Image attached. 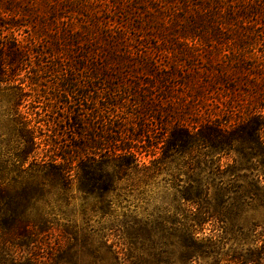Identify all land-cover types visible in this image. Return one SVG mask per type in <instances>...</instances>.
Wrapping results in <instances>:
<instances>
[{
	"label": "trees",
	"instance_id": "trees-1",
	"mask_svg": "<svg viewBox=\"0 0 264 264\" xmlns=\"http://www.w3.org/2000/svg\"><path fill=\"white\" fill-rule=\"evenodd\" d=\"M195 47L209 49L212 56L225 60L221 62L224 67L211 63L215 66L212 72L217 75L212 90L228 84L232 77L249 87L246 103L233 102L231 98L224 102L226 110H244L241 121L232 117L224 122L205 119L195 126L180 120L172 125L164 121L171 113L160 97L164 82L172 80L173 86H179L180 72L187 69L195 74V70L181 66L178 60L172 61V72L165 59L173 56L171 49ZM227 64L233 66L227 69ZM230 71L238 77L227 75ZM142 77L159 83L155 88L147 84L143 94L137 93L142 90ZM253 80L259 85L252 84ZM149 88L158 94L149 92ZM95 91L108 92L111 102L105 110V127L97 122L101 135L96 136L94 131L98 128L93 126L88 138L82 111L88 92ZM41 93L48 94L54 104L69 108L66 118L60 121L71 138L64 146L48 144L53 148L48 160L32 159L36 141L41 139L37 132L41 131L40 120L36 122L38 126H30L32 120L22 121L25 117L19 111L26 107L28 99L33 98L34 103ZM116 95L122 98L119 100ZM133 97L137 99L132 100ZM107 99L100 98L101 102ZM92 101L99 107V100ZM0 114L11 117V145L0 135V148L15 151L16 161L9 169L23 165L32 168L29 173H9L0 162V234L1 227L10 223L12 241L30 234L29 226L37 221L29 210L44 199L48 190L62 195L73 186L80 194H104L113 188L115 178L136 173L139 155L155 157L156 152L148 151L149 148L159 150L160 154L150 162L154 170L145 167L144 175H152L157 164L172 156L195 153L205 172L209 158L235 153L238 160L234 166L206 178L210 182L207 185L218 192L217 207L229 214L228 208L239 211L244 200H248L264 209V186L259 188L256 182L264 178V0H0ZM92 120L95 124L94 117ZM147 121L155 124L157 130L160 128L161 134L155 144L143 150L133 143H145L150 131H144ZM115 122L129 123L127 134L114 128ZM152 134L150 131V137ZM254 172L256 178L251 176ZM228 175L229 180L244 178L247 185L240 187V191L228 189L223 183ZM199 183L202 184L200 180ZM204 187L202 184L185 201L200 206L209 195ZM230 193L241 196L226 205ZM203 215L206 218H200V224L223 218L220 211ZM190 236L183 246L190 261L217 248L218 235L199 241L192 232ZM0 239L1 253L6 249V241L2 235ZM13 246L16 245L13 243L11 252ZM259 257H264V250L245 256L234 254L226 261L250 264ZM221 263L218 260L215 264Z\"/></svg>",
	"mask_w": 264,
	"mask_h": 264
},
{
	"label": "rangeland",
	"instance_id": "rangeland-1",
	"mask_svg": "<svg viewBox=\"0 0 264 264\" xmlns=\"http://www.w3.org/2000/svg\"><path fill=\"white\" fill-rule=\"evenodd\" d=\"M169 51L175 57H167L165 62L172 72L175 68L172 61L178 60L181 66L195 70V74L191 75L187 69L184 73L180 72V80L177 79L179 86H173L172 80L164 82L165 90L160 97L167 102L166 111L171 112L164 117L166 123L172 125L174 121L180 120L190 126L195 123V126L205 119L224 122L231 117L236 121L244 118L242 115L244 110H226L224 105V102L230 98L238 103L239 101L246 103L249 100L247 97L249 87L244 81L232 77V81L228 84L226 82L219 89H211L217 76L212 72L215 66L211 63L217 62V66H221L224 59L218 54L214 57L211 50L199 47L174 48ZM232 66L227 64V69ZM221 67H224V64ZM227 75L238 77V74L231 71ZM134 82L138 84L137 80ZM251 82L259 85L258 81ZM158 83L157 80L142 77L139 82L142 90L137 93L143 94L147 84L155 88ZM243 90H246V94ZM148 91L158 94L151 88ZM100 98L108 99L101 102ZM116 98L120 100L122 96L116 95ZM93 99L100 101L99 107L94 104ZM136 99L133 97L132 100ZM33 100V98L28 99L26 107H21L19 111L25 117L22 121L28 123L32 120L30 126L39 125L41 128V131L37 130L41 134L39 137L41 139L36 141L32 159L48 160L47 156L53 154L51 152L53 148L48 144L64 146L71 138L68 130L63 131L64 124L60 121L66 118L68 115L66 110L69 108L54 104V100L49 101L51 99L48 94L41 93L34 103ZM64 100L62 97L61 101ZM88 101L84 102L82 114L86 124L85 136L90 138L93 133L92 128L97 127V122L105 127L107 116L105 110L111 99L108 92L103 91L98 94L95 91L94 94L88 92ZM149 102L151 103L152 100L150 99ZM93 109H96L94 113L91 112ZM10 120L9 114L7 116L0 114V135L7 143L11 142ZM39 120L40 123L37 125L36 122ZM128 124L115 122L114 128H121L127 134V130L130 129ZM145 126L144 131L150 130L154 134L150 137L149 131L146 133L145 143H133L139 148H145L143 150H147L146 146L155 144L156 137L161 134L160 128L157 130L155 124L147 121ZM97 128L94 133L98 137L101 135V129L99 126ZM114 131L116 132L117 129ZM43 140H47V143H43ZM0 150L2 154L0 162L9 173L16 170L21 171L22 174L29 173L32 169L30 165H23L20 169L13 167L9 169L13 164L12 161H16L15 151L6 147H1ZM148 151L156 152L155 157L145 153L139 155L136 160V173L130 172L120 179L115 178L113 188L104 194H80L73 186L68 193L62 195L48 190L44 199L29 210L30 216L37 221L36 224L29 226L30 234L12 241L9 236L10 223L1 227L0 235L6 241V249L0 253V264H215L218 260L222 262L221 264H227L226 260L234 254L245 256L251 252L264 250V209L260 208L258 203L244 200L239 211L238 208L231 207L228 208L229 214H226L225 209H220L216 205L215 196L218 192L214 190V186L207 185L210 182H207L206 178H212L210 176L218 170L221 172L235 165V161L238 160L235 153L221 158L217 156L213 159L209 158L205 165L208 169L204 168L205 172L201 170L198 164L200 158L197 159L195 153L172 156L157 164L158 169L155 172L151 171L152 175H144L145 167L154 170V167H150V162L160 154L159 150L152 148ZM218 160L220 165L217 164ZM251 176L256 178V173ZM199 180L208 190L209 195L208 198L203 199L200 206H197L185 201V198L193 197L199 190L202 186ZM256 182L257 187L264 186V178ZM223 183L228 189L235 191H240V187L247 185L244 178H241V181L229 180V175L224 178ZM235 195L236 193H230V200L226 205L241 196V194ZM205 203L210 205L206 206ZM207 211L211 214L215 211L223 212V218L210 219L207 223L200 224V218H206L203 213ZM191 232L198 241L212 234L218 235L217 248L204 253L201 258L190 261L183 246L192 238ZM13 243L16 246H13L15 248H12L14 251L11 252ZM250 264H264V257H259L257 262Z\"/></svg>",
	"mask_w": 264,
	"mask_h": 264
}]
</instances>
